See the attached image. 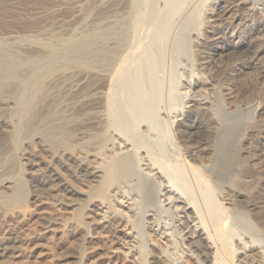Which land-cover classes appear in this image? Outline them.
<instances>
[{"label": "rangeland", "instance_id": "1", "mask_svg": "<svg viewBox=\"0 0 264 264\" xmlns=\"http://www.w3.org/2000/svg\"><path fill=\"white\" fill-rule=\"evenodd\" d=\"M232 1L121 0L120 10L115 15L109 16L111 11L110 4H106L108 2L107 0H89L84 7L83 13H81L82 15L80 14L75 18L69 9L59 7V0H0V35H10L14 37L8 42H0V49L3 50L2 53L5 55L19 54L18 46L22 44L43 46L42 48L46 51V56L41 58H31L22 54V57L20 56L18 60L19 65L16 66V68H18L16 70L13 69L14 71L12 70L13 72H11L10 75L12 73L14 74L10 77H8V75V78L5 77L6 72H4L3 75V71H0L4 77L3 82V80H1L2 75H0V85H2L0 88L4 86L0 91L3 92L6 86L17 82L18 79L21 78L20 73L33 76V74H43V71L47 69H54L56 72L74 70L76 73L81 74L85 81L90 84H96L101 87L103 86L102 88L106 91V84L112 77H114L121 58L125 57L126 61L124 60V66H128L126 64H129L130 62L128 67L131 68V70L127 71L122 76L120 75L119 80L118 77H114V80L116 79L119 82L124 80L125 82H128L131 87H135V89L139 88L138 90H141L140 93L142 94L140 100L141 103L134 109L131 107V113L127 116L126 110L128 109V105L123 101L126 100L124 98L130 96V91H126L125 96V91H123L124 94L122 93L120 96L114 97V100L117 98L116 100H119V102L116 104L117 107L112 108L111 110L113 111H110L111 113L115 111L114 113L116 115L118 113L117 111H119L120 114L118 113L119 116H116L117 118L114 116L116 119H114L113 114L112 117L117 121V119L119 120L122 118V120H125L126 118L124 116H126L128 119L126 120L130 121L131 117H134L141 112L154 114L153 122L155 123L156 128L154 126V129L145 131L143 122L139 127L136 126L129 129L124 136L138 137L137 135L140 134L141 131H144L143 136L141 137L144 145L141 146V149L146 152L148 151V153L150 152L149 154L154 156L156 160H158L157 162L160 161L164 167L165 165H173L170 167L174 168L175 166V170H177V168L180 169V161L184 156L192 165H203L204 168L207 167L205 169V177L207 175L206 179L208 178L206 186L209 184V186H207L209 189L207 194H211L214 200L220 201L222 198L229 200L228 204L230 203V205H225L229 209L234 208L237 203L240 207L237 206L241 210L243 208L244 211L246 210V213L248 212L245 220L240 217L234 218L233 216H231L233 217L231 221L229 220V224L232 225V231H234L232 239L234 242H232L235 248L240 245L237 244L239 243L238 239L242 242H246L250 236L251 238H256L255 240H258L256 243L259 242L260 248H262L264 247V225L261 223L260 216H258L259 214H257L256 209L253 208L254 206L258 207L256 202L250 200L251 205H248L244 201L245 197H248V195L250 196L251 190L248 185L246 186L244 182L245 177H243L244 174L242 173L247 166L246 164L249 165L248 148L249 143H251V141H249L251 136L250 129L247 128V126H255L257 122L256 120L260 121L259 118L256 119L254 112V108L256 107L254 105H256V102H259V100H250L249 97H246L248 96L245 94L246 89L243 91V88H246L243 84L249 77V74L245 76L242 75L241 77L235 76L230 71H225L222 74H217L216 72V74H210L215 71V65L213 64L220 63L221 61L226 63L225 61L228 62V60L231 62L236 57V54L243 55V53H247L254 46L250 40L251 38H249L250 35H242V33H246L249 28L244 27V25L241 26L242 24L239 19H236L232 26H228L230 29H228V31L215 28L214 23L218 24L219 20L223 21V19H226L227 16H225L223 8ZM99 3H101L100 7L97 8L94 6ZM263 3L264 0L257 1L259 6ZM53 10L55 11L53 12ZM39 12L50 13V20L70 19L71 23L64 31L55 35H37L35 30L46 21V18H43ZM241 17L242 15L240 14L239 18L241 19ZM256 19L257 16H255L253 20ZM261 35H256L255 37H261ZM199 43H201V45ZM199 54H201V56H199ZM202 56L204 58H202ZM24 57H26V59ZM204 60H209V62L203 65L202 69V65H200V68L199 64L205 62ZM32 66H35V68L34 71L32 68L33 73H30V67ZM205 66L208 67V70L206 69L207 72L204 68ZM19 67L22 68V70H19ZM24 68L30 69H27V71ZM44 68L47 69L44 70ZM199 69H202L203 73H200L202 70L200 71ZM198 72L200 75L202 74L201 77H205V81L204 78H202L205 83H193L195 82L194 76L196 77ZM199 74L198 76H200ZM190 76L193 77L190 78ZM116 80L114 82H118ZM187 81L192 83H188ZM4 83H7V85ZM186 92H188L187 96ZM193 92L209 94L208 101L210 103L205 104L204 106L208 109L204 110V112L203 110H197L184 120L181 115V120L179 115L187 109V102L190 97H192L193 94L191 93ZM189 94L190 97H188ZM61 97H63L62 94ZM61 97L59 99L57 98L49 105L51 118L61 117L62 115L64 117L63 119H65L64 121H66V119L68 120V117H71V119L73 116L74 118H78L76 119L78 125L76 124V126L73 125L72 128L70 127L72 131L69 132H71L70 135L73 137L71 140L69 138V145L72 143L71 146L74 144L75 146H79H76V148L68 146L67 148H69L70 151H74V153L76 152L78 156V159H76L79 161L84 157L83 152H86L85 150H88L91 153H96V156L94 155L90 157L92 162L91 165H94L95 162L100 163L96 158L98 157L97 152L99 153V158H102L100 157V154L105 155L103 153H105L104 149L109 144L108 139L113 137L111 132H109V137L107 132L104 134V131L111 124V120H107L108 118L103 112V109L96 110V113L95 111L92 112L91 109L88 111L87 108H81L82 106H78L79 108L77 107V110L71 108V111H73L71 113L70 107L72 106H68L70 101ZM224 106H228L229 109ZM121 110L124 113H122ZM54 111L56 113L59 111L61 116H55L56 113H54ZM180 111L181 113L179 114ZM200 111L201 113H199ZM74 113L77 115L75 116ZM0 115H3V118L6 117L4 121L9 122L11 125L15 123L14 119L10 118V112L8 110H1ZM99 115L103 118L106 117L104 119V124L99 122V119L96 121V118ZM173 116L178 117L176 118L177 120L173 119ZM199 116L202 118L205 117V119L209 117L215 128L216 123L218 124V127L220 126L219 129L227 123L230 127L236 125L239 130L242 129V127H239L240 125L246 126L245 128L247 129L243 131V139L237 141V138H235V140L233 139L235 142H232L233 140L230 141L231 145L226 144V148L228 145L231 146L227 150H225V147V149H223L222 147H219L220 145L217 146V141L212 140V142H209L211 144H208L209 148L207 147L206 151L200 155V158L197 160L195 159L194 161V159L192 160L190 157L192 146L189 144L184 145V143H182L181 138H179L180 134L177 130L176 121L180 119L178 123L181 122V125L184 124L181 127L182 129H180L184 130L186 128L185 131L189 130L188 132L190 133L192 131L189 125H192V119L194 120ZM213 117L214 119H211ZM25 118L26 117L24 116V119ZM260 118L262 119L264 116ZM224 119H226V123L224 122ZM227 119H230V121ZM218 121H220V125ZM107 122L109 124H107ZM243 123L245 124L242 125ZM102 124L103 129L101 128ZM18 125L16 129L18 128ZM104 128L106 129L104 130ZM10 129L11 128H8V126L0 123V132L2 136L7 134L6 136L9 137L8 130ZM99 129L102 130L100 131ZM11 132L12 129L10 130V133ZM98 132L100 134L103 132L101 134L102 138L100 134L98 137ZM15 133L16 132L14 131V136L12 132L13 142L12 138H10L9 140H11V143L0 148V180L5 179L8 181L6 183L1 182L3 184L0 185V238L5 239L11 237L7 232L8 224L19 227V231L15 238L20 239V247L24 250L25 256L23 260L25 259L26 261L22 260L24 264H76L75 259L66 258L67 255L77 256L83 261H86V263L97 264L93 259L94 255L90 252V248H99L98 253L115 250L117 251V254H115L112 259L114 263L132 264L133 258H128L130 261H128V259H126V261L123 256L126 252L123 243L131 241L130 236H128L130 235L128 233H132L129 225H135V233L133 234L136 235L139 241L141 240L140 243H142L140 245V248H142L140 251L142 252H139L138 255L134 256V258H137L141 255V259L139 258L141 264H150L151 261L152 264H199L196 263L192 257L184 256L185 251L183 252L182 245L187 243L184 244V242H180V240L177 239V237H179L178 234H175V237H173L171 245L169 243V246H165V244H162L165 243V241L159 239V236H156V234L151 231L145 230L146 224L143 222L142 214L145 213L143 216L152 214L161 225H172L174 214L171 210L166 211L160 208V203H158V182L151 177L145 176L143 174L144 172L139 170L135 154L129 152L128 154H117L118 156L110 155L111 158L109 157L107 164H103L105 169L104 174H106L105 179L91 178L93 180L90 181L89 179V181L92 183L90 184L88 182L90 184L88 185V183H81L78 178H74L75 176L73 174L76 172L75 164L77 163L75 162V158V160L73 159L70 161L71 164L67 163L68 165L64 166L61 160V162L57 159L54 160L51 154L48 152L46 153L44 148L42 149V146H39L40 144H36V142H38L37 139L28 140L19 138L17 133ZM17 137L19 139H17ZM107 137L106 144L104 142V146L101 145ZM90 140L91 142L94 141L95 144L94 142L91 144ZM81 141L85 142V144ZM98 141H100V143ZM99 145L102 146V149ZM187 145L190 146H188L189 149L186 147ZM89 146L92 147L91 150H89ZM98 148H100V150ZM219 148L222 150H219ZM216 152H218V154ZM106 154L108 155V153ZM113 169L121 171L124 169L126 178L130 176H133L134 178L124 189L126 190L125 192L130 194V197L138 203V209L133 214L119 204L109 201V194H111V191L106 190L105 188L110 186L114 181H118L115 180L116 178H114L115 176L113 174H110L113 172ZM209 169L211 170L209 171ZM181 170H184L183 172L181 171L183 173H181V177L184 181L186 180L187 190L193 195L192 198L194 199V202H196L200 207L199 209H201V217L208 224L212 225L214 220H212V217L210 216L211 213L205 208V189L199 186L198 179H195L196 177L192 175L188 169L181 167ZM54 171L57 175L55 178H52L51 172ZM62 180L63 183L65 182V184L69 185L77 192L72 195H67L61 192L60 189L58 190L55 185L58 182L62 183ZM18 190L20 192L23 191L22 194L24 195L20 201H15L14 199L19 194ZM248 191L249 193H247ZM89 198L92 199L91 201L93 202H89ZM119 200H121V198H119ZM105 203H108L107 206L115 208L118 212L126 213L127 215H118L117 212H113L111 215L109 214L111 216L108 223L109 225L104 223L105 227L102 228V224H98L102 222L101 217L98 216L102 215V213L95 210L92 206L98 204L100 206V204L104 205ZM232 204H234V206ZM92 210L95 212L93 213ZM106 210L107 209H104V211ZM113 215L115 216L113 217ZM48 221L50 223L54 222L55 224H58L53 225V227H58L60 229L59 238L56 236L55 238H47L46 242L48 243V249L35 255L32 247L37 235L42 234ZM86 223L97 224L88 227L89 229H87V227H85ZM143 225L145 226L143 227ZM86 233H89V238L86 243H84ZM176 233H178V231ZM138 234L141 237L138 236ZM146 234H148V236ZM240 237L242 239L246 238V240H242ZM59 239H63L65 242L62 248H59L58 246ZM144 240H146V242H149L150 240L156 247L149 246V243L145 244ZM235 241H237V243ZM191 251H194V253L197 254L195 249H192ZM149 253L153 257L149 258ZM200 259L199 261L201 264H210L209 260L206 259L203 263V258L201 257ZM236 259L237 258H235V261ZM135 262L136 261H133V264Z\"/></svg>", "mask_w": 264, "mask_h": 264}, {"label": "bare ground", "instance_id": "2", "mask_svg": "<svg viewBox=\"0 0 264 264\" xmlns=\"http://www.w3.org/2000/svg\"><path fill=\"white\" fill-rule=\"evenodd\" d=\"M107 1L108 2L106 4L107 5L110 4V11H111L109 16L115 15L120 10V1L121 0H107ZM230 1H232V0H230ZM257 1L258 0H250V1H248V0H234L230 3H228L223 8V12H224L225 16H227V17H226V19H223V21L219 20L218 24L214 23L215 28H220V29L228 31V29H229L228 26L229 25L232 26L233 22L236 21V19H239L240 23L242 24L241 25L239 23L241 26L244 25V27L249 28L248 31H246V33L245 32L242 33V35H245V36L250 35L249 38H251L250 40L252 41V44L254 46L247 53H243V55L236 54L235 55L236 57L231 62H229V60H228V62L225 61L226 63H224V61H221L220 63H217V64L212 63L213 65H215L214 66L215 71L212 68V70L214 72H211L210 74L215 73V72L217 74H222L225 71H227V72L230 71L235 76H238V77H241L242 75L245 76V75L249 74V77L247 78V80L245 79L246 81L243 84L246 87V88H243V91H244V89H246L245 94L248 95L246 97H249L250 100H253V99L259 100V102L257 101L256 105H254V106H256L254 108V112L256 115V119L259 118L260 121L259 120H256L257 122L254 121V122H256L255 126L254 125L247 126V128L250 129V136H251V138L249 139V141H251V143H249V148H248L249 149V151H248L249 165L246 164L247 166L245 167V170L242 171V173L244 174L243 177H245V179L244 178L243 179H244L246 186L248 185L249 189L251 190L250 196L247 194L248 197H245V195H244V197H245L244 201L248 205H251L250 200H254L256 202L258 207L254 206L253 208L256 209L257 214H259L258 216H260L261 223L264 225V118H262V119L260 118V117L264 116V62H263V59H264V3L259 6L257 4ZM88 2H89V0H59L58 5H59V7H64V8L69 9L76 18L81 13H83L84 7ZM205 2H207V1H205ZM208 3H209V1H208ZM96 4L94 6H96L97 8L101 6V3H99L98 5H96ZM203 7H204V5H203ZM54 11L55 10H53V12ZM39 14L43 18H46V21L38 29L35 30V33L37 35H40V34H47L50 36L52 34L55 35L59 32L64 31L69 26V24L71 23L70 19H51L50 20L49 19L50 13H47V12H39ZM240 14L242 15L241 19L239 18ZM255 16H257V19L253 20L255 18ZM199 19H200V17H199ZM74 20H76V19H74ZM134 25H135V23H134ZM210 27H212V26H210ZM134 28H136V27H134ZM256 35H261V37H259V36L255 37ZM195 37H198V36H195ZM13 38L14 37L10 36V35H6V36L0 35V42L1 41H7L8 42V41L12 40ZM200 38H202V37H200ZM239 38H241V37H239ZM251 41H249V42H251ZM197 44H198V42H197ZM199 44L201 45V43H199ZM42 47L43 46H33L31 44H27V45L22 44V45L18 46V51L20 53L19 54H13V55H5L4 53H2L3 50L0 49V71L1 72L3 71V75H4V72H6L5 77H7L8 75H9L8 77L12 76L14 73H12L11 75H10V73L18 68V67L16 68V66L19 65L18 60H19L20 56L22 57V54H25L31 58L32 57H40L41 58V57L46 56V51ZM221 47H223V46H221ZM199 56H201V54H199ZM24 58L26 59V57H24ZM31 58H27V59H31ZM40 58H38V59H40ZM202 58H204V57L202 56ZM124 60H125V57L121 58L120 63H118V68H117L116 73H115L116 76L114 75L115 78L118 77V80L120 78V75L122 76L127 71L131 70V68L128 67L130 65V62H129V64H126L128 66H124V63H125ZM204 61L205 62H202L200 64L198 62L199 67H200V65H202V69H203V65H205V64H207V62H209V60L208 61L204 60ZM213 65H212V67H213ZM208 67L205 66L204 67L205 70ZM30 68H29L30 73H33L32 68L34 71L35 66H32ZM20 69L22 70V68L19 67V70ZM24 69H26V68H24ZM45 69H47V68H44V70ZM202 69H199V70L201 71ZM207 70H206V72H207ZM212 70H210V71H212ZM23 71H25V70H23ZM45 71H43L44 72L43 74H36V75L33 74V76L29 75L28 73H27L28 75H26L24 73L21 74L20 72H18V73H20L21 78L18 79L17 82H14V83L10 84L9 86H6L4 88L3 92L0 91V92H2V93H0V109L2 111L8 110L10 112V115H9L10 118L14 119V122H15L13 125H11L9 122L4 121L6 119V117L3 118V115H0V123L8 126V128H11L13 135H14V131H15L19 138L28 139V140L29 139L30 140L31 139L32 140L37 139L38 142H36V144L37 143L40 144L39 146H42L41 148L42 149L44 148L46 153L48 152L49 154H51V156H53L54 160L55 159H57L58 161L61 160L63 165L66 166L68 164H71L70 161H72L74 158L76 159L78 157L76 152L74 153V151H70V149L67 148L68 146L71 148H76V146H79V145L75 146V144L71 146L72 143H70V145H69V141L73 137V136L71 137V135H70L71 132H69V131H72L70 129V127L72 128L73 125L76 126V124L78 123L76 119H78V118H74V116H73V118H72L73 120H72L71 117H68V120L66 119V121H64L65 119H63L64 117H63V115L62 116L60 115L59 111H58V113H56L54 111V113H56L55 116H61V117L51 118V116H50L51 112H50V106H49L50 103L55 101L57 98L59 99L61 97V94H62L63 97H61V98H63V99L65 98L66 100L70 101V102L68 101L70 103L68 106H70V105L72 106V107H70V111L72 109L77 110L76 108L78 106H82L81 108H87L88 111H89V109H91L92 112L93 111L96 112V110H102L103 109V112L105 113L106 117L108 118L107 120H111V122H110L111 124L109 126H110V128H112V129H110L109 126L107 125L108 128L107 129L104 128V130L106 129L104 131V134H105V132H107L108 137H109V132H111L112 133L111 135H113V137H110L109 139L107 137L104 141L102 140L103 143L101 142L102 143L101 145L104 146V142L106 144L107 139H108L109 144L104 149L105 153H103V154H105V155L100 154V157H102V158H99V153L97 152L98 157H96V158L98 159V162L100 161V163L95 162L94 165L93 164L91 165L92 162L90 160L91 159L90 157H92L94 155L96 156V153H91L88 150H85L86 152H83L84 157L82 156L83 158L80 161L77 160L78 158L76 159L75 162H77V163L75 164L76 172H75V174H73L75 176L74 178H78V180H80L81 183L82 182H84V183L89 182L90 184L92 183L90 181L93 180L91 178H97V179H103L104 178L105 179L106 174H104L105 169L103 167V164H105V163L107 164V160L109 159V157L111 158L110 155L115 156L117 154L120 155L121 153L122 154H126V153L128 154L129 152H132L133 154H135V157L137 159V163H138L137 166H138L139 170L141 172H144L143 174L145 176L151 177L158 182V185H159V201H158V203H160V208H162L163 210H166V211L171 210L172 213L174 214L173 223L171 222L172 225H169V224L168 225H164V224L161 225L160 223L157 222L155 216H153L152 214H149L148 216H143V215H145V213L142 214L143 222H144V224H146L145 230L151 231V232L155 233L156 236H159V239H162L163 241H165V243H162V244H165V246L166 245L169 246V243L171 245V242H173V237H175V234H178L179 237H177V239L180 240V242H184V244L187 243V244H185L187 246L182 245V243H181L182 248H183V252L185 251L184 256L185 257H192L194 259V261L196 263H199V264H201L199 261V259L201 257L203 258L202 259L203 263H204V260L207 259L210 261V264H264V247L261 246L262 248H260V243L259 242H258L259 244L256 243L258 241V240L257 241L255 240L256 238L255 239L251 238V236L248 237L249 236L248 235L247 236L248 240L246 242L245 241L242 242L240 239H238L239 241L238 240L237 241L239 243H237V241H235V242L237 244H240V245L235 248V246L233 244L234 241L232 240L234 231H232V225L229 223L233 217L234 218L240 217L241 219L245 220V218H247L246 215L248 212L246 213V210L244 211L243 208L241 210L239 208L240 206L237 203L235 204L234 208L229 209L225 206L226 204H228L229 200L222 198V200H220L222 202L221 203L219 200H214L213 196L211 194H207L208 190H209L207 188V186H209V184L206 186V183L208 182V178L206 179L207 175L205 177V169L207 167L204 168L203 165H201V166L192 165L184 155H183L184 157L180 161L181 167L188 169L190 171V173H192V175H194L196 177L195 179H198L199 186H201L202 188L205 189V192H206L204 194L205 200L204 199L203 200L205 201V204H206L205 208L208 210V212L211 213L210 216L212 217V220H214V223L212 225L208 224L206 221L203 220V218L201 217L202 212L200 211L201 209H199L200 208L199 205L196 204V202H194V199L192 198L193 195L190 193V191L187 190V184L185 182L186 180L184 181L181 177L183 174L182 172L184 170L182 171L181 167H180V169L177 168V170H175L174 169L175 166H174V168L170 167L173 165L166 166L165 163H164V165H165V167H164L160 161L157 162L158 160H156V158L154 156L149 154L150 152L148 153V151L146 152V151L142 150L141 146L144 144H143V141L141 140V137L143 136L144 131H141L140 134L137 135L138 137H136V136L126 137V136H124V135H126L125 133H127V131L129 129L134 128L136 126L139 127L140 124L142 125L143 122H144L143 127H144L145 131L154 129V126L156 128V125L153 122L154 114H147V113L141 112V113L135 115L134 117H131L130 121H127L128 120L127 117L123 115L127 120L126 119L122 120L123 119L122 118L119 120L117 119V121H115L114 119L117 118L116 116H119L118 113L120 114V112L117 111L118 112L117 115L114 113L115 111L112 113L110 112V111H113V110H111L112 108L117 107L116 104L119 102V100L118 101L116 100L117 98H115V100H114V97H118L122 93L124 94L123 91H125V94H124V96H125L126 91H130L129 92L130 96H127L128 99L124 98L126 100L123 101L124 103L126 102V104L128 105L127 106L128 109L126 110V115L127 116L130 115L129 113H131L130 112L131 107H132V109H134L135 107L139 106L141 103L140 100H141L142 94L140 93L141 90H138L139 88L135 89V87L134 88L131 87L130 84L128 82H125L124 80H121L119 82L118 80L115 79L118 82H114L115 81L114 77H112L108 83L106 82L107 87L106 86H104V87H106L107 90L104 91V89L102 88L103 86L101 87V86L96 85V84H90L89 82L84 80V78L81 74L76 73L74 70H70L67 72H56L54 69H47ZM200 73H203V70ZM198 74H199V72H198ZM198 74L197 75L195 74L196 75V77L194 76L195 82H193V83L194 84L205 83V82H203V79H202V78H204V81H205V77L204 76L201 77L202 74L201 75L199 74L200 76H198ZM0 75H2V73H0ZM3 75H2L1 80H3V82H4ZM203 75H205V74H203ZM206 76H207V74H206ZM192 77L193 76H190V78H192ZM188 83H192V82H188ZM239 83H241V82H239ZM4 84L7 85V83H4ZM0 86H2V85H0ZM2 88H0V90ZM189 88H190V86H189ZM189 88H187V89H189ZM199 92L191 93L194 95V96L192 95V97H190V94H189L188 97H190V99L186 105L187 109H185V111L182 112V114H180L181 111L179 112V114H180L179 118L181 120H182V118L180 117L181 115L183 116V120H184L191 113H194L197 110H203V112H204V110L208 109V108H205L204 106H205V104L210 103L208 101V99H209L208 95L209 94H204V93L199 94ZM187 93L188 92H186V96L188 95ZM121 103H119V104H121ZM126 104H125V106H126ZM65 106H67V105H65ZM56 107H58V106H56ZM224 107L229 109L228 106L227 107L224 106ZM119 109H120V107H119ZM72 112L73 111H71V113ZM21 113H22V115H24L26 117L25 119H24V116L21 115ZM78 113H79V110H78ZM98 113H99V111H98ZM122 113H124V112L122 111ZM199 113H201V111ZM17 114H20V115H17ZM112 114H113V117L115 116L116 118L114 117V119H113ZM76 115L77 114H75V116ZM229 115H231V114H229ZM176 116H173V119L178 118ZM86 117H88V116H86ZM105 118H103L102 116L99 115L96 118V121H98V119H99V122L104 124ZM119 118H121V117H119ZM208 118L205 119V117L202 118L199 116V117H196L194 120L192 119V121H193L192 125L190 126L188 124L189 127H191V131H192L190 133L188 132L189 130L185 131L186 128L184 130H181L182 129L181 127L184 124L182 123L183 125H181L180 124L181 122L178 123V121L180 119H178V121H176L177 122V130L180 134L179 138H181L182 143H184V145L189 144L192 146V151H191L192 153H190V152L189 153H190L191 159L192 160L194 159V161H195V159L197 160L198 158H200V155H202V153L204 151H206L208 144H211L209 142H212V140H216L218 143L217 146L220 145L219 147H222L223 149H225L227 146L226 144L231 145L230 144L231 140H233V139L235 140V138H237L236 139L237 141L243 139V134H244L243 131L245 129H247V128H245L246 126H241V125L239 126V127H242L241 130H239L238 127H236V125L234 127L233 126L230 127L229 124H227L225 122L226 119H224V122L226 124L224 125V122L222 120V123L224 126H222L221 129H219L220 126L218 127V124L216 123V128L219 129V130H217L214 127V124H212V120H210V118L209 119ZM227 118H228V116H227ZM211 119H214V117ZM227 120L230 121V119H227ZM218 123L220 125V121H218ZM250 123H252V122H250ZM18 124H20V125H18ZM103 124H102L101 128L103 127ZM107 124H109V123L107 122ZM244 124L245 123H243L242 125H244ZM17 125H18V128L16 129ZM87 128H89V127H87ZM95 128H96V126H95ZM3 130H4V128H3ZM10 130H8L9 131V137L6 136L7 134H4L6 137L2 136L1 132H0V148L10 144L11 143V140H9L10 138H12V142H13V135H12V132L10 133ZM83 133H84V131H83ZM99 134L100 133L98 132V137H99ZM101 134H100V136H101ZM86 135H88V134H86ZM18 137H17V139H19ZM89 137H90V135H89ZM93 137H95V136H93ZM69 138H70V140H69ZM92 138H88V139H92ZM101 138H102V136H101ZM234 140L232 142H235ZM95 141H96V139H95ZM90 142H91V140H90ZM93 142L94 141H92L91 144ZM98 142L100 143V141H98ZM82 143L85 144V142H82ZM94 144H95V142H94ZM101 145H99V146H101ZM189 145H187L186 147L188 148ZM229 145L225 150H227V149H229V147H231ZM87 146H88V144H87ZM91 148L92 147H90L89 150H91ZM100 148L102 149V146ZM100 148H98V149L100 150ZM214 149H216V148H214ZM220 149L221 148H219V150ZM214 151H217V150H214ZM140 152H141V154H140ZM77 153H78V151H77ZM106 153H108V155ZM216 153L218 154V152H216ZM219 155H221V154H219ZM103 156H105V157H103ZM9 162H10V160H9ZM101 163H102V166H101ZM211 164H213V163H211ZM73 167H74V164H73ZM178 167H179V165H178ZM51 168H55V167H51ZM210 170L211 169H209V171ZM55 171L51 172L52 178H55V176L57 175V173H55ZM178 171H180V172H178ZM124 173H125L124 169L122 171L117 170V169L116 170L113 169V172L110 174H113L115 176L114 178H116L115 180H118V181H116V182L114 181L110 186H108L105 189L111 191V194H109V196H110L109 201L110 202L112 201V202H115L116 204H119L120 206L124 207L128 212H131L133 214L138 209V203L136 200H133V198L130 197V194L125 192L126 190H124V189L126 188V186H128V184L134 178H133V176L126 178ZM89 179H90V181H89ZM1 182L6 183L8 181L5 179L4 180L1 179L0 185L3 184ZM89 183H88V185H90ZM55 186H56V188H58V190L60 189L61 192L65 193L67 195H72V194H75L77 192L73 188H71L69 185L65 184V182L63 183V180H62V183L58 182ZM22 193H23V191L22 192L19 191V194L16 196V198L14 200L20 201L24 195ZM202 193H204V192H202ZM247 193H249V191ZM239 195H240V193H239ZM25 196H24V198H25ZM136 197H137V194H136ZM119 198H121V200H119ZM91 200L92 199H90V198L88 199L89 202H93ZM224 202H226V203H224ZM234 203H235V200H234ZM107 205H108V203H105L104 205L100 204V206H99V204L92 206L95 210H98L102 213V215L96 214V215L101 217L102 222L98 223V224H102L101 225L102 228L105 227L104 223H107V224L109 223V220L111 218L110 215L113 212H117L118 215L119 214L120 215L126 214V213L118 212L117 209L111 208L110 206H107ZM228 205H230V203ZM232 205L234 206V204H232ZM104 209H107V210L104 211ZM94 212L95 211H93V213ZM114 216L115 215H113V217ZM231 216H233V217H231ZM144 217H146V218H144ZM208 218H209V215H208ZM233 220H235V219H233ZM111 221H112V219H111ZM246 221H247V219H246ZM95 224H97V223H93V224L86 223L85 227H87V229H89L88 227H92ZM53 225H58V224H55L54 222L50 223L48 221V223L44 227L42 234L37 235V238L35 237L36 240H35V243L32 247V250L35 253V255L41 253L42 251H46L48 249V243L46 242L47 238H49V237L55 238V236L56 237L59 236L60 229L57 227L59 229L58 230L56 227H53ZM134 226L129 225L130 231L132 233H128L130 235H128V234L127 235L130 236L131 241L123 243L125 245L124 249L126 250V252L124 253L123 256L125 257L124 260H126L128 258H133V261H136L135 262L136 264H141V262H140V259H141L140 256L141 255L137 258H134L135 255H138L139 252H142V251H140V249L142 250V248H140V245L142 244V243H140L141 240L139 241L138 237L133 234V233H135V231H134L135 227ZM144 226L145 225H143V227ZM18 231H19V227H16V226L11 225V224L7 225V232L9 234V236H11V237H8L5 239L0 238V264H24L23 263V261H25V259L23 260V258L25 256L24 250L21 249V247H20L21 246L20 239L15 238ZM87 231H89V230H87ZM177 231H178V233H176ZM143 234H144V232H143ZM146 235L148 236V234H146ZM203 235H204V237H203ZM138 236H140V235L138 234ZM88 238H89V233L88 234L86 233L85 238H84V243H86ZM243 239L246 240V238H243ZM144 241H145V244L149 243L148 244L149 246H152L154 248L156 247L155 244H152L150 240H149V242H146V240H144ZM64 244H65V242L63 241V239H59V241H58L59 248H62ZM192 249H195L197 251V254H195L194 251H191ZM90 250H91L90 252L94 255L93 259L95 260V262L97 264H116L112 261V259H113L114 255L117 254V251L111 250L108 252L98 253L99 248H90ZM30 252H31V250H30ZM226 254H228V255H226ZM26 257H27V255H26ZM151 257H153V256L150 255V253H149V258H151ZM66 258L75 259L76 264H90L89 262L86 263V261H83L81 258H79L77 256L67 255ZM235 258H237L236 261H235ZM128 261H130V260L128 259ZM133 261H132V264H133ZM186 262H187V260H186ZM150 264H152V261L150 262Z\"/></svg>", "mask_w": 264, "mask_h": 264}]
</instances>
